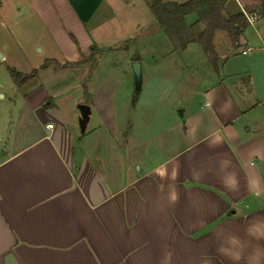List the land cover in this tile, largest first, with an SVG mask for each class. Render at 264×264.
Returning <instances> with one entry per match:
<instances>
[{
    "label": "crops",
    "instance_id": "crops-1",
    "mask_svg": "<svg viewBox=\"0 0 264 264\" xmlns=\"http://www.w3.org/2000/svg\"><path fill=\"white\" fill-rule=\"evenodd\" d=\"M23 3L11 19L33 16L47 44L28 29L0 53V264H264V38L247 26L168 123L172 107L119 94L127 72L99 73L124 44V0ZM262 3L226 12L259 9L261 36ZM2 61L37 73L16 85Z\"/></svg>",
    "mask_w": 264,
    "mask_h": 264
},
{
    "label": "rangeland",
    "instance_id": "rangeland-1",
    "mask_svg": "<svg viewBox=\"0 0 264 264\" xmlns=\"http://www.w3.org/2000/svg\"><path fill=\"white\" fill-rule=\"evenodd\" d=\"M124 1L126 7L121 16V21L126 22L124 44L120 46L122 47L120 50L102 57L98 67L99 73L107 76L116 69L127 72V77H115L112 85L118 88L119 94H129L135 109L148 108L152 110V115L164 118L165 114L168 117V111L172 107L174 111L171 116L169 115L167 122H183L187 117L180 115V111L187 105L186 100L184 102L183 99L192 90L197 92V80L204 77L213 65L203 47L197 42L189 44L184 50L175 49L164 29L156 22L148 0ZM23 2L24 0H0V7L1 5L3 7V11L0 10V53L3 49L16 45L17 42L18 44L26 42L28 29H33V32L42 37V42L47 44L46 35H43L44 26L33 16L11 19L17 9L24 11ZM138 24L141 26L137 27ZM255 27L258 30H264V16L255 24ZM11 31L14 33L12 42L9 35ZM246 31L248 34L251 33L253 40L262 42L264 34L258 35L250 24ZM214 44L217 53L223 56L229 53L228 50L232 46L225 32L216 35ZM100 52L101 50L97 48L90 57L92 68ZM136 52L142 54V88L137 94V99L134 97L135 75L129 60L130 56ZM134 57L140 58L138 54ZM126 61L130 63L127 66ZM2 62V69L8 70L10 75L13 66H10L7 61ZM200 102V99L198 102L195 100L189 107L199 105Z\"/></svg>",
    "mask_w": 264,
    "mask_h": 264
},
{
    "label": "trees",
    "instance_id": "trees-1",
    "mask_svg": "<svg viewBox=\"0 0 264 264\" xmlns=\"http://www.w3.org/2000/svg\"><path fill=\"white\" fill-rule=\"evenodd\" d=\"M229 0H148L156 22L164 29L175 49L184 50L191 43H199L217 70L219 55L215 49L214 38L217 32H225L233 48L240 46V37L248 26L243 13L231 15L226 12ZM264 8V0L262 3ZM196 14L197 19L189 23L187 17ZM97 48H94V52ZM93 52V53H94ZM138 60L139 58H135ZM47 60L41 68L49 65ZM16 85H20L37 73L31 74L11 70Z\"/></svg>",
    "mask_w": 264,
    "mask_h": 264
},
{
    "label": "water",
    "instance_id": "water-1",
    "mask_svg": "<svg viewBox=\"0 0 264 264\" xmlns=\"http://www.w3.org/2000/svg\"><path fill=\"white\" fill-rule=\"evenodd\" d=\"M132 71L135 75V95H137L142 86V67L140 61L136 60L132 62Z\"/></svg>",
    "mask_w": 264,
    "mask_h": 264
},
{
    "label": "built area",
    "instance_id": "built-area-1",
    "mask_svg": "<svg viewBox=\"0 0 264 264\" xmlns=\"http://www.w3.org/2000/svg\"><path fill=\"white\" fill-rule=\"evenodd\" d=\"M259 16H260V10L259 9H255V10L245 12V17H246L247 22L249 24H254L256 22V20L259 18ZM263 44H264V40H263ZM248 51H249V49H244L242 51V53L247 54Z\"/></svg>",
    "mask_w": 264,
    "mask_h": 264
}]
</instances>
